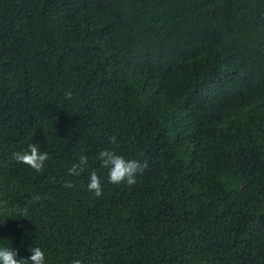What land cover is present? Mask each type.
I'll use <instances>...</instances> for the list:
<instances>
[{"label": "trees", "instance_id": "16d2710c", "mask_svg": "<svg viewBox=\"0 0 264 264\" xmlns=\"http://www.w3.org/2000/svg\"><path fill=\"white\" fill-rule=\"evenodd\" d=\"M0 223L48 264H264V0H0Z\"/></svg>", "mask_w": 264, "mask_h": 264}, {"label": "clouds", "instance_id": "9594fccd", "mask_svg": "<svg viewBox=\"0 0 264 264\" xmlns=\"http://www.w3.org/2000/svg\"><path fill=\"white\" fill-rule=\"evenodd\" d=\"M71 96V92L66 93ZM116 138L113 136L110 143H115ZM11 158L19 164L27 165L30 168L40 171L43 169L45 162L48 160V153L40 150L36 143H30L26 148L20 151H13ZM97 160L103 169L107 170V180L109 183L120 184L124 183L132 186L137 181V176L142 174L148 167L147 161L138 159H126L123 155L117 154L116 151L110 148H102L97 156ZM88 165V158L85 155H80L76 163H73L69 168V175H79ZM66 186L71 187L70 182H66ZM87 189L94 191L96 196L101 195V177L95 169H92L88 175ZM36 200L39 197H35ZM16 214L20 217L28 216L27 206L16 210ZM3 224V223H0ZM30 256L21 257L18 250L13 249L7 243H0V264H48L45 250L40 246H33L29 249ZM71 264H83L82 260L73 258Z\"/></svg>", "mask_w": 264, "mask_h": 264}]
</instances>
